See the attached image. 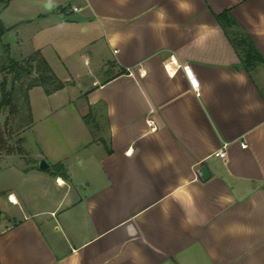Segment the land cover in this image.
<instances>
[{
	"label": "crops",
	"instance_id": "obj_1",
	"mask_svg": "<svg viewBox=\"0 0 264 264\" xmlns=\"http://www.w3.org/2000/svg\"><path fill=\"white\" fill-rule=\"evenodd\" d=\"M0 24L15 61L38 52L64 79L29 100L88 77L73 118L48 120L74 137L32 119L33 161L62 168L13 169L45 207L6 193L0 264H264V0H0ZM241 38L262 62L245 68Z\"/></svg>",
	"mask_w": 264,
	"mask_h": 264
},
{
	"label": "rangeland",
	"instance_id": "obj_2",
	"mask_svg": "<svg viewBox=\"0 0 264 264\" xmlns=\"http://www.w3.org/2000/svg\"><path fill=\"white\" fill-rule=\"evenodd\" d=\"M3 27V24H1ZM17 28L13 30H3V32H0V68L3 66H6L9 64V60L12 59H18L19 58V50H17L13 45H10L12 42L15 41ZM5 44H9L8 46ZM85 55V54H83ZM80 55H76L74 58L80 57ZM72 64V63H69ZM78 69H80L82 74H86L88 66L87 63H85V60H81L77 62ZM61 83L65 84L64 79L61 81L59 78H57ZM88 77L83 76L78 80V83L72 89H68L66 92H59L56 93L52 98H49L48 100L44 99V94L41 89H36L30 94V100L29 106L31 111V117L36 123V131H46V135H58L62 134L63 136H70L76 135V127H68V126H55L53 127L48 120L50 119H57V118H67L66 113H68V109L70 111L78 110L80 106L84 103V100L75 98L73 96L74 91H78L79 87L78 84L80 82L83 83V81H86ZM6 80V89L10 87L11 84V77L8 76L6 73L0 72V98H1V83ZM30 78H26V81L28 82ZM71 84H74L73 82H70ZM68 84V83H67ZM70 87V86H69ZM44 90V89H43ZM43 96V97H42ZM19 99H17V104L19 107V114L13 117V121L11 124V131L9 134L13 136L14 139H12L11 143L13 147H16L18 144L15 143L16 139L15 137L21 133L19 136L20 138L24 139V142L22 143V147L24 149V152L28 153L27 156H25L22 160L18 159L17 157H9V158H3V160L0 159V211L2 213V217L4 215V219L2 218L0 221V231L3 229L5 224H12L13 221L10 220L9 216H6L9 214V209L7 205L2 203L3 198L5 197L7 192H14L16 194H20L22 192H30L32 195H34L37 199V205L39 208H44L45 203L43 198L46 196V192L43 188H45V184L38 183L36 181H33L30 178L24 179L22 176L18 173H16L13 169L14 168H21V167H27L29 166L30 162H35L36 167H39L40 161H33V154L36 151V132L35 130H32L30 128L26 129L25 126L27 124L26 116H28V109L27 105L25 103V100L22 98V96L18 95ZM65 105L61 109H58V106ZM67 111V112H65ZM7 115V112L3 110L0 113V124L2 125L4 123L5 117ZM93 116V115H92ZM87 116L85 119L87 122H89L91 119L93 120L94 117ZM70 118H73L72 114L69 115ZM68 117V118H69ZM25 128V129H23ZM70 128L71 131H68ZM92 128V127H91ZM23 129V130H21ZM94 129V128H93ZM53 130V131H52ZM60 132H59V131ZM93 134H95V131H93ZM74 137V136H73ZM76 137V136H75ZM63 138V137H62ZM24 153V154H25ZM16 155V154H15ZM70 162L73 163L72 178H82L84 175L83 169L79 166V162L76 164V160L73 158V155L70 156ZM50 165V168L53 169L52 173H49L48 175H55L57 174L56 171L58 168L51 164L49 161H47ZM42 171V170H41ZM44 172V171H43ZM52 175V176H53ZM51 181H53L51 179ZM7 220V221H3Z\"/></svg>",
	"mask_w": 264,
	"mask_h": 264
},
{
	"label": "trees",
	"instance_id": "obj_3",
	"mask_svg": "<svg viewBox=\"0 0 264 264\" xmlns=\"http://www.w3.org/2000/svg\"><path fill=\"white\" fill-rule=\"evenodd\" d=\"M226 17V14L221 15V18ZM4 28L0 24V32H3ZM237 45L243 46L244 49V66L250 68L253 64L262 62L260 56L255 52L254 47L250 44L246 45V39H237ZM0 72L6 73L11 77V84L6 89V80L1 83V98H0V113L5 110L7 115L4 123L0 124V157L9 155H23L24 149L22 147L23 138H20L18 134L15 139L16 147L12 146L13 136L9 134L10 127L14 116L19 114V107L17 104L18 95L20 94L25 100L28 109V116H26L25 128H30L32 123L31 109L28 101V91L33 87H41L44 89L45 94L50 95L53 92L59 91L64 87L47 62L37 52L31 57L23 59L21 61H15L10 59L9 64L0 68ZM30 78L27 82L26 78ZM23 128V129H25ZM21 129V130H23ZM57 168H62L61 165H56ZM63 179H67L65 173H61ZM2 219V213L0 211V221Z\"/></svg>",
	"mask_w": 264,
	"mask_h": 264
},
{
	"label": "water",
	"instance_id": "obj_4",
	"mask_svg": "<svg viewBox=\"0 0 264 264\" xmlns=\"http://www.w3.org/2000/svg\"><path fill=\"white\" fill-rule=\"evenodd\" d=\"M39 169L42 171H46V172H50L51 168L49 167V165L46 163L45 160H41L40 164H39ZM200 172L202 173L203 177H201V180H205L207 178H209V171L206 165H203L200 167Z\"/></svg>",
	"mask_w": 264,
	"mask_h": 264
},
{
	"label": "built area",
	"instance_id": "obj_5",
	"mask_svg": "<svg viewBox=\"0 0 264 264\" xmlns=\"http://www.w3.org/2000/svg\"><path fill=\"white\" fill-rule=\"evenodd\" d=\"M72 11H77V8L73 7L72 8ZM153 129H155V127H153ZM241 147L242 148H245L246 147V144L244 142H242L241 143ZM213 156L223 159V158L226 157V152L224 151V149H219V150H217V151H215L213 153Z\"/></svg>",
	"mask_w": 264,
	"mask_h": 264
},
{
	"label": "clouds",
	"instance_id": "obj_6",
	"mask_svg": "<svg viewBox=\"0 0 264 264\" xmlns=\"http://www.w3.org/2000/svg\"><path fill=\"white\" fill-rule=\"evenodd\" d=\"M180 9H187L188 8V5L187 4H180L179 5Z\"/></svg>",
	"mask_w": 264,
	"mask_h": 264
},
{
	"label": "bare ground",
	"instance_id": "obj_7",
	"mask_svg": "<svg viewBox=\"0 0 264 264\" xmlns=\"http://www.w3.org/2000/svg\"><path fill=\"white\" fill-rule=\"evenodd\" d=\"M59 181V183H61L62 184V181L59 179L58 180ZM14 203H16V200H15V198L13 197V196H11V198H10Z\"/></svg>",
	"mask_w": 264,
	"mask_h": 264
},
{
	"label": "snow or ice",
	"instance_id": "obj_8",
	"mask_svg": "<svg viewBox=\"0 0 264 264\" xmlns=\"http://www.w3.org/2000/svg\"><path fill=\"white\" fill-rule=\"evenodd\" d=\"M129 154H131V152H129Z\"/></svg>",
	"mask_w": 264,
	"mask_h": 264
}]
</instances>
